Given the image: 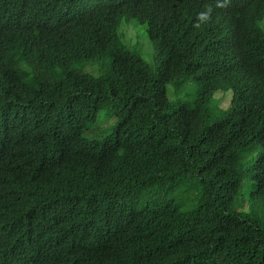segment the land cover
<instances>
[{
    "label": "trees",
    "instance_id": "16d2710c",
    "mask_svg": "<svg viewBox=\"0 0 264 264\" xmlns=\"http://www.w3.org/2000/svg\"><path fill=\"white\" fill-rule=\"evenodd\" d=\"M81 1L0 0V264H264V0ZM130 17L154 70L119 40Z\"/></svg>",
    "mask_w": 264,
    "mask_h": 264
},
{
    "label": "rangeland",
    "instance_id": "374dc122",
    "mask_svg": "<svg viewBox=\"0 0 264 264\" xmlns=\"http://www.w3.org/2000/svg\"><path fill=\"white\" fill-rule=\"evenodd\" d=\"M262 26L261 29L264 30V20L263 22H261ZM126 27H130L133 31H134V37L138 38L139 41L145 46L146 48V52L144 53H140L139 55L143 58V60L149 65L151 66V61H152V57L155 54V50L154 47L150 44V42L146 39V37L144 36L142 30L136 25V23L129 19L127 21H124L120 28H119V35L121 36V32L124 28ZM127 36H129V33L126 32L125 33ZM110 63V61L108 59H103L100 61H92V62H88L85 64V67L83 69L84 72H87V67L90 66L91 64H99V68H101L102 66H108ZM104 72V69L101 70L100 72H97L96 76H99L100 74H102ZM199 86L198 84L193 80V79H188L183 85L182 87L177 91L174 92L171 88V86L167 87V99L170 102H177L178 104H188L191 103L194 98H195V94L198 91ZM228 93L230 94V92L228 91ZM228 93H222L221 91H219L217 94H215L213 96V98L211 99L209 105H208V110L210 112V123L215 122L216 120H219L222 118V112L226 109H228V104H229V99L231 94L229 95ZM232 97V96H231ZM108 116H112V112L105 110L100 112L95 121L90 125V129L93 127L99 128L100 130H102L103 132H107L112 130V128L114 127V122L112 125H108L109 130L106 129H101L100 128V124L108 118ZM107 123V122H106ZM108 124V123H107ZM85 137L87 138V134L85 135Z\"/></svg>",
    "mask_w": 264,
    "mask_h": 264
},
{
    "label": "clouds",
    "instance_id": "9594fccd",
    "mask_svg": "<svg viewBox=\"0 0 264 264\" xmlns=\"http://www.w3.org/2000/svg\"><path fill=\"white\" fill-rule=\"evenodd\" d=\"M169 0H150V2L153 4V5H156L158 8H161V7H163V6H165V4L168 2ZM98 2H96L95 0H82L81 2H80V11H82V8H86V9H94V8H97L98 7ZM228 13V12H227ZM225 17L226 18H231L232 16L228 13V15L227 14H225ZM181 19H180V24L181 25H183L184 26V28H188V29H191V30H193V31H195V30H197V29H200V25H201V21L203 20V19H205L206 17H205V15L204 14H202V12L201 13H197V14H190V15H183V16H181L180 17ZM129 19H131V20H133L135 23H136V21L133 19V18H127V19H124L123 21H122V23L124 22V21H127V20H129ZM263 20H264V15H263V18H262ZM263 20L261 21V22H263ZM202 22H206V21H202ZM121 23V24H122ZM136 25L142 30V32H143V34H144V36L146 37V39L150 42V44L154 47V50H155V54L153 55V57H152V61H151V69L152 70H154L155 69V60L157 59V53H158V50L156 49V47H155V45L153 44V41H150L149 39H148V37L146 36V33H145V31H144V28L142 27V26H140V25H138L137 23H136ZM121 26V25H120ZM120 28V27H119ZM261 28V27H260ZM170 33H173V29H171V28H169V30H168ZM126 32H128L129 33V36H127L125 33ZM118 36H119V40H120V42L123 40H128L129 42H130V44L132 45V46H135V47H137L138 49H140L141 51H142V53L144 52H146V48H145V46L139 41V39L138 38H136V37H134V31L130 28V27H126V28H124L123 30H122V32H121V36L119 35V30H118ZM239 38H240V31L239 32H237L236 34H235V36L233 37V39H231L230 38V43H231V45H232V47H233V49L237 52V53H240V50H239V48H238V46H239ZM110 53V51H107L106 53H104V54H109ZM15 56V64H17V63H19V65L22 67V69L26 72V73H32V71H33V68L34 67H32V66H30L31 64H29V62L28 61H23V60H21L20 58H19V55H14ZM103 59H108L109 61H110V59L108 58V57H104V58H102V59H91V60H88V61H85V62H82V63H80L79 64V68L81 69V70H83L84 69V67H85V64L86 63H88V62H92V61H100V60H103ZM109 65H110V63H109ZM109 65L108 66H102L101 68H99V64H91L90 66H88L87 67V72H84L83 71V73L84 74H86V75H89V76H91V77H93V78H97L98 76H96V74H97V72H100L101 70H103L104 69V72L103 73H105L107 70H108V68H109ZM59 71L58 70H55V73H58ZM102 73V74H103ZM101 75V74H100ZM99 75V76H100ZM188 79H193V80H195L194 79V77L193 76H189L188 78H186L182 83H181V85L177 88V89H175L174 88V86H173V84L172 83H169V84H167L168 86H171V88H172V90L174 91V92H177L181 87H182V85L188 80ZM167 86V87H168ZM167 87H166V89H167ZM230 92V91H229ZM222 93H228V92H222ZM229 94V93H228ZM230 94H231V92H230ZM229 94V95H230ZM166 96H167V90H166ZM230 101H231V96H230V99H229V104H228V106L230 107ZM108 124H107V123ZM216 122V121H215ZM215 122H213V123H211V124H214ZM109 124H112V122L110 121V116H108V118L107 119H105V124H104V126H106L107 128H108V125Z\"/></svg>",
    "mask_w": 264,
    "mask_h": 264
}]
</instances>
